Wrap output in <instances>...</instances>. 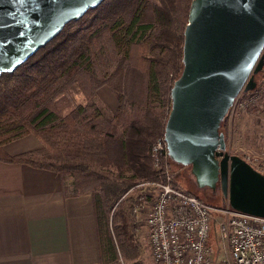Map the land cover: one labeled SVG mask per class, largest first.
<instances>
[{
	"label": "trees",
	"instance_id": "16d2710c",
	"mask_svg": "<svg viewBox=\"0 0 264 264\" xmlns=\"http://www.w3.org/2000/svg\"><path fill=\"white\" fill-rule=\"evenodd\" d=\"M179 1L162 0L157 4L150 0H104L98 7L89 9L79 20L67 23L54 39L16 71L5 72L0 76V160L56 172L67 195L79 193V190L75 191L79 180L91 181L93 186L81 192L91 191L95 197L102 264L118 263L108 214L102 204L111 191L118 202L112 219L116 233L120 236L121 251L127 259L133 260L138 255L140 245L136 211L143 202V196H123L135 185L136 178L154 181L161 179L158 173L147 166L149 156L146 152L153 139L151 137L156 134L164 136L172 108V88L184 67V30L192 0L182 1L183 21L177 47V41L173 40V46L166 52V58L160 59L157 65H151L147 69L150 88L158 87L159 80L163 85L162 95L168 108L164 121L155 116L145 125L131 122L130 131L118 140V149L111 141L116 139L113 127L108 126L107 131L101 134V125L95 121L97 112L82 114L86 108L80 105L71 117L62 118L55 109L54 99L72 88L75 83L87 97H91L105 84L122 93L121 85L128 75L127 71L105 78L104 66L110 67L111 62L100 58L103 31H108L110 40L114 47L123 53L124 59H129L133 45L132 42H126L124 36L132 32L134 35L138 32L143 34L141 39L134 42H148L151 30L157 24L161 27L158 43L168 44L169 18ZM138 47L141 51L148 49L146 44H139ZM137 61L140 64L139 57ZM118 66L128 67L125 64ZM151 90L155 91V88ZM79 116L82 117L78 118ZM30 133H35L42 139L43 148L16 155L7 153L5 146L8 143ZM116 155L128 163L134 175L125 176L123 181L127 183L126 187L115 186L108 192L106 186L113 181H108L106 171H99L96 165L108 163L110 158ZM70 177L77 179L74 180L73 188L70 187ZM121 177L122 175H119V178ZM175 184L179 186L177 182ZM186 191L211 204L205 196L203 198L189 190ZM214 237L213 231L211 240Z\"/></svg>",
	"mask_w": 264,
	"mask_h": 264
},
{
	"label": "water",
	"instance_id": "95a60500",
	"mask_svg": "<svg viewBox=\"0 0 264 264\" xmlns=\"http://www.w3.org/2000/svg\"><path fill=\"white\" fill-rule=\"evenodd\" d=\"M104 0H0V76L16 71L73 20ZM183 71L175 81L164 138L174 163L199 189L264 217V173L228 150L222 124L264 68V0H192Z\"/></svg>",
	"mask_w": 264,
	"mask_h": 264
},
{
	"label": "rangeland",
	"instance_id": "374dc122",
	"mask_svg": "<svg viewBox=\"0 0 264 264\" xmlns=\"http://www.w3.org/2000/svg\"><path fill=\"white\" fill-rule=\"evenodd\" d=\"M153 3H161L162 0H150ZM182 1L180 0L177 6L173 9V14L169 18L170 31L168 37V44H163V42L158 43L160 37V26L155 25L151 30V38L147 41L134 42L142 38V33L138 32L136 35L132 32L131 34L125 35L126 42H132L133 45L130 50L129 59H124L123 53L119 52L117 48L114 47L112 41L109 38L108 31L104 30L102 33V49L100 52V58L111 62L110 67L104 66L105 78H111L115 75H121L123 72L127 71L128 75L125 81L121 85L122 93H119L115 87L105 84L98 88V90L91 96L87 97L76 83L72 88L68 89L66 92L59 94L55 99V109L58 115L62 118L71 117L72 114L77 110L78 106L83 105L86 108L85 113L82 114H92L93 111L98 113L96 117V122L101 125V134L107 131L108 126L113 127L116 139H112V143L115 147L120 149L118 140L127 134V131L131 129V122H137L139 125L148 124L151 118L155 116L159 117L164 121L166 115L168 114V108L162 95L163 85L159 80L158 87L155 91H152L148 81V71L147 69L151 65H157L160 59L166 58V52L170 50L173 46V40L177 41L175 46L177 47L178 37L180 34V28L183 21L182 17ZM144 41V42H143ZM139 44L148 45V49H139ZM154 44V45H153ZM140 58V64L137 58ZM105 61V62H106ZM138 63V64H137ZM119 64H125L128 67H119ZM128 69V70H126ZM257 87L260 88L262 100L258 101L256 105L239 106L235 110L228 114L224 121L222 130L224 131L227 139V147L230 153L240 155L241 157L247 159L248 161H253L258 167H262L264 170V68L257 74ZM243 96V97H242ZM242 99H245L247 95H242ZM79 116L78 118H81ZM162 135H154L148 150L147 155V166L149 169L154 170V166L151 160V149L154 142L160 138ZM8 149L13 153L16 151L30 152L34 150H39L44 147L42 139L35 133H30L23 137H20L6 145ZM5 146V148H6ZM7 153L11 154L7 149ZM22 153V152H21ZM118 154L120 152H117ZM19 154V153H17ZM16 155V154H11ZM99 171L103 170L107 173V180L113 181L112 184H108V192L113 190L115 186L126 187L127 183L123 181L125 176H133L134 171L130 168L128 163L124 161L119 155L116 157H111L110 162H102L100 165H96ZM172 167L177 172V183L183 189L189 190L196 195L203 198L204 195L200 192L196 185L195 177L191 173L189 167H184L176 163H172ZM156 172V171H155ZM125 174V175H124ZM119 175L122 177L119 178ZM71 178V177H70ZM74 180L76 178H71L69 180L70 187H75ZM154 181L143 179L141 177L135 179V185L129 189L128 192L123 197H137L143 196V202L137 208L138 216V240L139 249L138 255L135 259H127L123 253L120 246V236L116 233L115 223L112 219L113 210L118 204L114 198V192L111 191L103 199V208L108 214L109 227L111 229V236L114 240L115 247L117 248V264H153L149 229L146 224L148 212L151 208V204L154 201L158 190L151 188L147 185V182ZM157 181V180H155ZM73 182V183H72ZM79 185L76 186V190L81 192L86 189L89 190L93 185L91 181L79 180ZM206 199L215 206H222L225 203L224 197L220 192H214L212 189H207ZM110 207V208H109ZM110 209V210H109ZM109 210V212H108ZM123 239L125 238L122 235ZM132 242V240H130ZM222 258L220 257L219 260Z\"/></svg>",
	"mask_w": 264,
	"mask_h": 264
},
{
	"label": "crops",
	"instance_id": "0c3cea01",
	"mask_svg": "<svg viewBox=\"0 0 264 264\" xmlns=\"http://www.w3.org/2000/svg\"><path fill=\"white\" fill-rule=\"evenodd\" d=\"M0 264H102L93 193L67 195L56 172L0 160Z\"/></svg>",
	"mask_w": 264,
	"mask_h": 264
},
{
	"label": "built area",
	"instance_id": "2783aa9c",
	"mask_svg": "<svg viewBox=\"0 0 264 264\" xmlns=\"http://www.w3.org/2000/svg\"><path fill=\"white\" fill-rule=\"evenodd\" d=\"M260 91L258 87L241 92L229 113L256 105L262 100ZM151 159L161 176L146 183L158 190L146 220L153 264H264V217L228 203L209 204L177 186L178 171L172 167L164 136L154 142ZM248 162L264 173L255 162Z\"/></svg>",
	"mask_w": 264,
	"mask_h": 264
},
{
	"label": "flooded vegetation",
	"instance_id": "af4514ba",
	"mask_svg": "<svg viewBox=\"0 0 264 264\" xmlns=\"http://www.w3.org/2000/svg\"><path fill=\"white\" fill-rule=\"evenodd\" d=\"M219 187H220V186L218 185V192H220V191H221ZM207 189H210V188L199 189V190H200V192H202V193H203V195L205 196V195H207V194H206V191H208ZM205 197H206V196H205Z\"/></svg>",
	"mask_w": 264,
	"mask_h": 264
}]
</instances>
